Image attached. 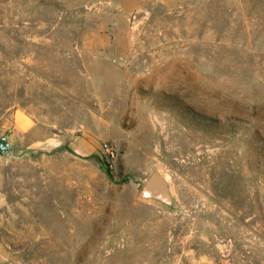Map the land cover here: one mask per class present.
I'll return each mask as SVG.
<instances>
[{"label": "rangeland", "instance_id": "obj_1", "mask_svg": "<svg viewBox=\"0 0 264 264\" xmlns=\"http://www.w3.org/2000/svg\"><path fill=\"white\" fill-rule=\"evenodd\" d=\"M2 134L0 264H264V0H0Z\"/></svg>", "mask_w": 264, "mask_h": 264}, {"label": "water", "instance_id": "obj_2", "mask_svg": "<svg viewBox=\"0 0 264 264\" xmlns=\"http://www.w3.org/2000/svg\"><path fill=\"white\" fill-rule=\"evenodd\" d=\"M5 155L15 156V152L8 135L2 134L0 136V157ZM137 197L140 201L157 204L168 211H178L170 182L157 168L149 173L141 185Z\"/></svg>", "mask_w": 264, "mask_h": 264}, {"label": "built area", "instance_id": "obj_3", "mask_svg": "<svg viewBox=\"0 0 264 264\" xmlns=\"http://www.w3.org/2000/svg\"><path fill=\"white\" fill-rule=\"evenodd\" d=\"M102 149L109 155H113L112 149L108 146V144L104 143L102 145Z\"/></svg>", "mask_w": 264, "mask_h": 264}]
</instances>
